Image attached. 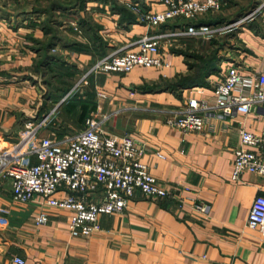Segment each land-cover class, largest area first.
I'll use <instances>...</instances> for the list:
<instances>
[{"label": "crops", "instance_id": "1", "mask_svg": "<svg viewBox=\"0 0 264 264\" xmlns=\"http://www.w3.org/2000/svg\"><path fill=\"white\" fill-rule=\"evenodd\" d=\"M54 1L0 0V142L7 145L18 142L28 120L44 116L100 58L144 33L172 29L141 22L131 7L139 2L146 10L163 9L158 0H87L83 8L51 12ZM261 1L222 0L196 21H233ZM117 5L130 7L137 19L123 20ZM216 37L223 46L215 66H191L189 52H212L219 45L186 37L180 44L163 43L169 66L92 75L52 125L61 136L85 128L96 115L106 135L133 134L144 147L142 160L168 194L153 198L139 191L124 213L101 217V231L74 236L68 210L40 198L20 204L11 179L0 177V264H21L16 257L24 264H264V231L248 224L255 198L264 195V175L247 171L233 179L241 132L262 133L264 110L227 115L211 109L196 132L168 122L190 98L210 99L228 65L245 75L264 74V14ZM195 74L203 80L175 83ZM41 211L49 215L45 224L36 222Z\"/></svg>", "mask_w": 264, "mask_h": 264}, {"label": "built area", "instance_id": "2", "mask_svg": "<svg viewBox=\"0 0 264 264\" xmlns=\"http://www.w3.org/2000/svg\"><path fill=\"white\" fill-rule=\"evenodd\" d=\"M163 9L146 10L141 3L131 4L141 22L161 26L179 17L196 19L216 10L222 0H158ZM264 14V0L236 20L221 24L191 23L175 29L147 32L128 45L118 47L95 62L75 85L39 120L26 123L21 139L11 145L0 142V177L10 178L14 201L28 204L37 199L49 206L70 212L74 236H91L101 231V217L124 213L140 191L153 198L164 197L168 189L142 160L143 145L130 133L106 135L96 115L87 119L85 128L63 136L52 130L60 110L77 93H82L92 75L101 72L127 73L136 66H169L163 43L174 44L183 38L212 39L238 32L244 25ZM215 84L210 99L190 98L168 122L186 132L200 131L205 112L220 109L230 115L264 110V74L245 75L228 65ZM236 149L233 179L245 172L264 175V131L241 132ZM198 208L207 211L206 204ZM37 224L49 221L46 211L36 217ZM248 224L264 231V195H258L251 208ZM21 264L25 260L16 257Z\"/></svg>", "mask_w": 264, "mask_h": 264}, {"label": "trees", "instance_id": "3", "mask_svg": "<svg viewBox=\"0 0 264 264\" xmlns=\"http://www.w3.org/2000/svg\"><path fill=\"white\" fill-rule=\"evenodd\" d=\"M86 2H87V0H75V3L73 5L72 4L68 5V3H62L60 0H55L53 5H52V7L49 10L51 12H53L52 9L54 10V9H58V8L61 9L62 8V9L65 10V9H68V8H72L73 6H75L77 8H83L85 6ZM255 6H252L247 11H249L250 9H252ZM145 8H147V7L145 6ZM115 9L118 10L119 12H121V14L123 16V20L133 22V21H135L137 19L136 15L133 13L131 8L127 7L126 5H120V6L116 7ZM244 14L245 13H243L242 15H244ZM189 20H191V19L185 18V17H179V18H177L175 20H172V21H169V22L163 24V25H165V28H162V29H167V28L175 29V28H179V27L185 26V24H188V25L191 24V23L199 24L198 22H200V23H210V24H221V23H224L223 21L201 22L202 20H199V21H196V19H192L191 21H189ZM171 22H173V23L175 22V25H170ZM225 22H228V21H225ZM81 24H83V26H85V27H88V29H90V28L94 29V27L91 26V24L88 21H86V20H81ZM216 38L217 37L215 36V37H213L211 39V43L212 44L219 45V47L216 50L213 49L212 52L207 51L206 53H196V52H192V51L189 52V55L194 57V60H195V62L193 64H191V66H215L216 61L218 60L216 52L218 51L219 48H221V46H223V44H221L220 41H219V39H222V38H217V39ZM187 39H190V38H185L184 40H187ZM177 51H180V50H177ZM200 71H201V69H197V73L198 74L200 73ZM198 74L192 75L193 77H195V79L191 75L190 76H184L182 79H178L175 83L178 86H184L187 83L188 84H190V83L192 84L193 82L202 81L203 78L199 79L198 77H196V75H198ZM70 89H68V91ZM67 92L65 94H67ZM65 94L63 96H65ZM80 94L81 93H77V95H75L74 98H72V100L68 104H70V103L74 104L76 102V99L78 98V96ZM58 101H54L53 105L56 104ZM68 104L64 105L63 108L68 106ZM40 116H41V114H40ZM40 118H42V117H40ZM56 121H57V119L54 120L53 125L56 123ZM61 136H63V135H61Z\"/></svg>", "mask_w": 264, "mask_h": 264}, {"label": "rangeland", "instance_id": "4", "mask_svg": "<svg viewBox=\"0 0 264 264\" xmlns=\"http://www.w3.org/2000/svg\"><path fill=\"white\" fill-rule=\"evenodd\" d=\"M160 28H163V27H162V25L160 26ZM136 40H137V39H136ZM181 42H182V40H181L180 42H176V43H179V44H180ZM165 43H167V42H165ZM176 43H175V44H176ZM123 45H124V44H123ZM123 45H121V47H122ZM165 45H167V46H168V43H167V44H165ZM119 47H120V46H119ZM117 48H118V47H117ZM117 48H115V49H117ZM115 49H113V50H115ZM50 107H51V108H53V107H54V106H53V104H52V105H50ZM27 119H29V118H27ZM28 121H30V119H29Z\"/></svg>", "mask_w": 264, "mask_h": 264}]
</instances>
